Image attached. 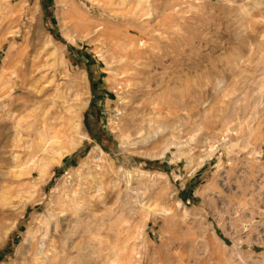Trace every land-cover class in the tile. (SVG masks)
<instances>
[{"label":"rangeland","instance_id":"374dc122","mask_svg":"<svg viewBox=\"0 0 264 264\" xmlns=\"http://www.w3.org/2000/svg\"><path fill=\"white\" fill-rule=\"evenodd\" d=\"M0 264H264V0H0Z\"/></svg>","mask_w":264,"mask_h":264},{"label":"bare ground","instance_id":"6f19581e","mask_svg":"<svg viewBox=\"0 0 264 264\" xmlns=\"http://www.w3.org/2000/svg\"><path fill=\"white\" fill-rule=\"evenodd\" d=\"M157 132V131H156Z\"/></svg>","mask_w":264,"mask_h":264}]
</instances>
